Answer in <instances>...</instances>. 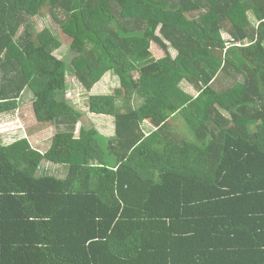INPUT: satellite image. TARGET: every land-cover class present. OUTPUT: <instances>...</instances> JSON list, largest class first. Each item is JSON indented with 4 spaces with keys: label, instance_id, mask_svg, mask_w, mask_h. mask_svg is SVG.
Here are the masks:
<instances>
[{
    "label": "trees",
    "instance_id": "obj_1",
    "mask_svg": "<svg viewBox=\"0 0 264 264\" xmlns=\"http://www.w3.org/2000/svg\"><path fill=\"white\" fill-rule=\"evenodd\" d=\"M26 94L56 132L44 152L0 128V264H264V0H0V115ZM87 112L114 134H77Z\"/></svg>",
    "mask_w": 264,
    "mask_h": 264
},
{
    "label": "rangeland",
    "instance_id": "obj_2",
    "mask_svg": "<svg viewBox=\"0 0 264 264\" xmlns=\"http://www.w3.org/2000/svg\"><path fill=\"white\" fill-rule=\"evenodd\" d=\"M33 22L37 30H42L46 24H51V20L49 18L44 19V18L38 17V18H34ZM146 33L149 37H152L154 33L156 35L162 36L159 26H156V28L153 30H148V32ZM224 36L225 38L230 39V35H228L227 33L226 34L224 33ZM149 47L152 53L154 54V56L156 58L158 57L157 60L162 61V64L165 62V60L167 61L168 53L165 51V49L160 47L154 40H151L149 42ZM168 51L173 56L177 54L176 49H174L172 46H169ZM54 54L60 58L65 59L68 63H70L71 57L69 54V48H68L67 41H64L61 48L56 50ZM73 73H74L73 69L71 68V66L68 65V75H67L68 87L65 92V97L69 101H72V103H78L79 106H81L80 108L82 110L84 111L88 110V107L83 102L85 96L81 91L82 86L80 85L78 79L74 76ZM180 85L188 93L192 95H197L198 93L197 89L193 85L188 83L186 80L182 81ZM119 86H120V80L117 77L108 74L104 76L100 81H98L94 86H92V88L88 90V94H91V95L114 94L116 89ZM24 97L27 99L26 106L17 108L15 113L12 115H9V116L7 115L4 117L2 116V120L0 122L1 132L6 134V131H11V134L9 136L8 135L4 136L6 140L3 139V141L5 143H8L9 142L8 140L12 141L15 135H16V138L24 135V133H22L23 129L20 130V128H23L22 124H20V122L22 121L21 123H23L25 127L28 128L27 133H26L28 135L27 136L24 135V136L28 137L30 141L34 143V145L36 144V147L39 146L42 150H46L47 146L51 142L52 136L56 132V129L55 127L44 128L45 131L35 134V139H34V136L29 133L30 130H32V132L33 131L35 132L34 128H36V123H37L36 117L32 113L33 111L32 102L33 101H32L31 95L29 94H26V96L24 95ZM82 125H84L87 128L91 126H95L101 133L104 132L108 134L113 131L112 129H114V119L111 115H107V114L99 115L96 113L87 112L83 114L81 121L77 125V130H76L77 134ZM144 128H146L145 125H144ZM37 137L39 139H37ZM43 169L49 173H54L58 176L65 175L64 173L66 171L65 168H63L62 166H56L50 162H45L43 165Z\"/></svg>",
    "mask_w": 264,
    "mask_h": 264
},
{
    "label": "crops",
    "instance_id": "obj_3",
    "mask_svg": "<svg viewBox=\"0 0 264 264\" xmlns=\"http://www.w3.org/2000/svg\"><path fill=\"white\" fill-rule=\"evenodd\" d=\"M158 26H159V25H158ZM159 29H160V26H159ZM225 34H226V33H225ZM227 34H228V33H227ZM228 35H229V34H228ZM157 58H158V57H157ZM25 102H26V101H25ZM24 106H26V104L21 105L20 108H21V107H24ZM0 116H1V120H2V116L4 117V115L1 114ZM21 122H22V121H21ZM21 122H20V124H22L23 128H20V130L23 129L22 133H24V135L27 136L28 134H26V133H27V129H28V128H26L25 125H24L23 123H21ZM36 124H37V123H36ZM147 124H148V125H147ZM147 124H145V126H146L145 129H146L148 132H151L152 129H153V128H151L152 125L149 124V123H147ZM48 128H50V127H48ZM34 129H35V132H34V131L32 132V130L29 131V133L32 134V135L34 136V139H35V134H38V133H41V132L45 131L44 128H40V127H38V126H36V128H34ZM112 130H113V131H112ZM112 130H111L112 132H111V133H108V134H106V133H104V132H102V133L105 134V135H113L115 131H114V129H112ZM1 133H3V132H1ZM10 134H11V131H6V134L3 133L2 136H3V138L5 139L4 136H7V135L9 136ZM11 137H12V136H11ZM37 139H39V138L37 137ZM5 140H6V139H5ZM8 141L10 142V140H8ZM31 143H32V142H31ZM32 145H33V147H35V148H37V149H40L41 151H44V152L46 151V150H42L39 146L36 147V144L34 145V143H32ZM49 145H50V144H49ZM49 145L47 146V148L49 147Z\"/></svg>",
    "mask_w": 264,
    "mask_h": 264
}]
</instances>
